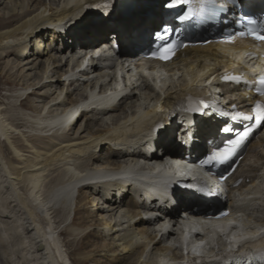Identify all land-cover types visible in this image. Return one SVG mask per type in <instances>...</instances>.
<instances>
[{"label":"bare ground","instance_id":"obj_1","mask_svg":"<svg viewBox=\"0 0 264 264\" xmlns=\"http://www.w3.org/2000/svg\"><path fill=\"white\" fill-rule=\"evenodd\" d=\"M79 1L82 0H0V72L12 75L15 72L23 84L19 89H9L0 95V230L6 232L5 241L0 239V264H73L72 255L67 248L63 249L66 242L87 250L74 256L79 264L87 260L95 264H170V261H181L185 255L201 257L205 252L211 253L192 242L182 250L168 245L166 237L158 234L157 227H150L152 219L142 217L143 212L145 209L168 211V204L180 208L195 202L205 203L214 198L215 189L221 196L223 187H230L233 181L240 179L246 183L236 192L241 191L242 196L258 193L261 187L258 181H264L262 160L258 165L250 164L244 171L240 168L248 152L256 153L264 147V139L255 143H250L254 139L250 140L245 156L224 184L212 186L202 181L179 184L177 181L176 195L165 197L171 191L168 185L178 175L170 160L158 168L151 181L136 180L130 187L125 181L116 183L115 179L126 170L133 171V162L138 156L161 163L163 155L157 154L158 148L167 151L180 145L189 155L200 153L224 122L203 105L211 103L217 109H238L243 105V109H250L257 101L255 84L260 76L251 69L231 74L242 67L249 68L235 53L237 48L225 44L188 47L165 66L168 74L172 73L171 77H166L164 69L159 71L160 79L171 81V86L157 88L158 81H153V75L143 74L133 80L132 94L118 104L101 109L99 105L76 117L74 113L81 108L80 101L89 87L117 73L119 65L108 56L110 52L149 61L141 52L147 35L164 17L170 16L165 13L168 0H127L107 18L111 29L108 38L81 40L78 34L83 24L106 19L102 9L112 7L117 0H83L81 5L76 4ZM257 2L264 8V0L248 1L245 5ZM83 11L90 15H79ZM58 41L59 49L56 48ZM94 50L99 54L88 60L86 53ZM85 62L89 65L84 66ZM37 69L40 73L34 72ZM235 78L250 83L226 85L229 79ZM207 88L216 94L202 103L200 98L207 94ZM197 91L199 93L195 94ZM122 96L123 92L117 95L119 99ZM6 99L16 105L20 101V109L16 107L20 110L19 119L8 115ZM23 100L30 101L31 109L24 107ZM85 100L90 102L88 98ZM189 102L198 105L195 114ZM144 106L149 109L142 113ZM147 116H155L163 125L156 139L150 138L153 127L145 125ZM1 140L17 163L4 162ZM151 147L154 150L144 154ZM170 158H174L173 155ZM52 166L60 167L59 174L55 175L58 177L53 187L43 191L47 174L55 169L50 170ZM145 168L152 169V163L147 162ZM102 178L111 179L104 182L105 191L98 183ZM25 181L29 183L26 194L19 189L20 183ZM116 184L119 189L111 192L108 188ZM84 190L92 194L97 191L100 196H86L82 193ZM175 196L176 200H171ZM255 198L248 208L238 199H231L228 205L233 212L246 214L245 226L264 224L259 217L264 201L258 196ZM123 202L124 205L119 206ZM82 206L87 207V214L81 215L80 220ZM175 209L170 211L171 216L177 214ZM42 216L47 217L50 226H43ZM58 221L60 223L55 225ZM64 224L59 232L58 228ZM64 231L67 237L60 241ZM12 233L22 242L18 258L13 249L11 252L5 247ZM238 233L236 231L235 235ZM245 236L238 235L237 240ZM223 240L224 244L232 242L227 236H219L210 243L218 244ZM89 243L90 249L86 248ZM97 256L100 259L96 260Z\"/></svg>","mask_w":264,"mask_h":264},{"label":"rangeland","instance_id":"obj_2","mask_svg":"<svg viewBox=\"0 0 264 264\" xmlns=\"http://www.w3.org/2000/svg\"><path fill=\"white\" fill-rule=\"evenodd\" d=\"M43 2H49L50 0H42ZM81 2H83V0L82 1H79V2H77L76 4H79V5H81L80 3ZM84 3V2H83ZM33 8V7H32ZM87 13V11H83V12H80L79 13V15H81V16H87V15H92V10H90V14H86ZM91 18H93V17H91ZM46 40H47V38H46ZM48 40H49V38H48ZM59 45H60V42H58L57 44H56V48H58L59 49ZM34 49V48H33ZM1 67H3V64L1 65ZM3 72V74H1ZM34 72H38V73H40V70H35ZM33 72V73H34ZM38 73H35V74H38ZM15 82V83H14ZM12 84V85H11ZM18 84V85H17ZM23 86V84L20 82V81H18V77H17V74L14 72L13 73V75L12 74H8L6 71H3V70H1V72H0V95H1V93H5L7 90H16V87H17V89H19V88H21V87ZM13 87V88H12ZM149 91V90H148ZM139 94L138 95H141V93L140 92H138ZM11 100H14L13 98L11 99ZM10 100V101H11ZM34 99H32L31 101H33ZM6 102H7V104H5V105H7V107H8V110H9V114L8 115H11L12 117H16V118H18L19 119V117H20V115H19V112H20V110H17L16 109V107H19V105H18V103L20 104V101L17 103V105L15 104V102H9L8 101V99H6ZM10 103V104H9ZM21 103H23V105L24 104H26L24 107H26V109L28 108V109H31L30 107H31V105H29L30 104V101H27V100H23V101H21ZM132 104V103H131ZM131 104L128 106V108L131 106ZM19 109H20V107H19ZM30 112V111H29ZM18 121H20V120H18ZM92 129H94V127L92 128ZM260 136V138H258ZM258 137H256L252 142H250V143H255V142H258V141H261L262 139H264V129H262V134H260ZM2 141V140H1ZM1 147H2V149H3V157H4V162H9V164H10V162H11V164H14V163H17V160H15L14 158H12L11 156H12V154H11V150L9 149V147L8 146H6L5 145V143H3V141H2V143H1ZM263 149V150H262ZM262 149H259L258 150V152H253V151H251V152H248V154H247V156L244 158V161L242 162V167L240 168V171H244V170H246V169H248L249 167H250V164H260L259 162H260V160H262V162H261V164H263L264 163V147L262 148ZM250 153V154H249ZM258 153V154H257ZM261 153V154H260ZM257 155V156H256ZM245 156V155H244ZM53 168H51L50 170H52V169H54V171H50L49 170V172H51L50 174H47V179H45L46 181L43 183V185H42V190L43 191H47V190H49V188L50 187H53V184L55 183V179H56V177H58V176H55V175H58L59 174V171L60 170H58V168H60V167H57V166H52ZM57 168V169H56ZM49 172H47V173H49ZM57 174H56V173ZM53 173V174H52ZM239 173V172H238ZM28 185H29V183L28 182H21L20 183V185H19V189L24 193V194H26L27 192V190H26V188L28 187ZM27 186V187H26ZM87 192V193H86ZM89 192V193H88ZM96 193H97V191H95ZM82 193H85V195L87 196V195H97L98 197L100 196V195H98V193L96 194V193H94L93 192V194L88 190H84ZM81 193V194H82ZM87 200L88 199H86V200H84V201H86L87 202ZM85 202V203H86ZM124 203L125 202H123V203H119V206H123L124 205ZM85 205V204H84ZM86 206H88L87 205V203H86ZM84 207V209H83V206H82V210H83V213L82 214H78L79 216L78 217H80V220H82L83 218H81L82 216H84V215H86L87 214V212H86V209H87V207ZM120 208V207H119ZM82 215V216H81ZM41 216V215H40ZM43 217V216H42ZM78 217H76V220L78 221L79 220V218ZM47 217L46 216H44L43 218H42V222H43V226H45V227H47V226H50V224H49V222H48V219H46ZM78 218V219H77ZM58 223H60L59 221L57 222V223H55V225H57ZM65 227V224L64 225H60V227L58 228V230H59V232H60V230L61 229H63ZM0 229H2V228H0ZM4 232V233H3ZM65 232V233H64ZM63 232V234L59 237L60 238V241L62 240H64V238H66L67 237V232L66 231H64ZM5 231L4 230H0V239H1V237H2V239L1 240H4L5 241V239H3L4 237H5ZM15 236H14V235ZM17 235L15 234V233H12L11 235H10V237L8 238V240H10L9 241V243H8V241H7V245L5 246L6 247V249L8 248V250H11V249H13L14 250V252L11 250V252H13V254H18V253H20V252H22V242H21V240H20V238L19 237H16ZM20 240V242H19V240ZM14 241V243H12ZM16 242V243H15ZM10 243H12V244H10ZM20 243V244H19ZM65 247H63V249H65V248H67L68 249V251L70 252V255H72L71 257H72V263L73 264H79L76 260H74V256L76 255V254H78L80 251H87V250H84L83 248L82 249H80V246H78L79 244H76V243H74V244H68V242H66L65 244ZM89 245H90V243L89 244H87V246H86V244H85V246H86V248H89L90 249V247H89ZM11 246V247H10ZM88 249V250H89ZM21 250V251H20ZM16 252V253H15ZM72 252V253H71ZM16 255H14L15 257H16ZM20 255H21V253H20ZM18 256L19 255H17V257L16 258H18ZM98 259H100V256H97L96 257V260H98ZM76 261V262H75ZM85 264H95V263H93L92 261H89V260H87L86 261V263ZM97 264V263H96ZM127 264V263H126ZM129 264V263H128Z\"/></svg>","mask_w":264,"mask_h":264},{"label":"snow or ice","instance_id":"obj_3","mask_svg":"<svg viewBox=\"0 0 264 264\" xmlns=\"http://www.w3.org/2000/svg\"><path fill=\"white\" fill-rule=\"evenodd\" d=\"M186 3V0H168L167 6L173 7L176 4H183ZM111 15V12H105L103 14V17L106 19H102L98 22H85L78 34V38L81 40H96L101 37L106 38L110 34V25L107 18H109ZM250 25H256L257 21L255 20H249ZM168 32V29H162L161 32L157 33L156 38L161 40H166L167 37L165 33ZM240 36L249 35L253 39L258 41H264V25H261L259 30L256 27L249 26L247 29V32L240 31L238 33ZM236 38V33L230 34L226 39L228 42H233ZM174 55V51L172 47L165 46L163 47V50L160 54V59L168 60ZM261 83H264V80L261 81ZM208 105H203V108H207ZM244 119H252L254 122L264 123V107H261V105L256 104L255 105V115L254 116H244ZM163 127V125H161ZM160 127V128H161ZM157 131H159V129ZM224 132H230L231 129L224 127L222 129ZM248 135L247 131H244L242 135L240 136V139L237 141H234L230 145H225L222 148H218L214 151H212L210 154L207 155L206 159L202 161L203 164L209 165V164H223L227 163L232 156H234L236 149L240 146L241 141H243Z\"/></svg>","mask_w":264,"mask_h":264}]
</instances>
